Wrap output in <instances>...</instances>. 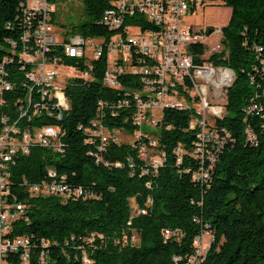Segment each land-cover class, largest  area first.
Here are the masks:
<instances>
[{"label": "trees", "instance_id": "obj_1", "mask_svg": "<svg viewBox=\"0 0 264 264\" xmlns=\"http://www.w3.org/2000/svg\"><path fill=\"white\" fill-rule=\"evenodd\" d=\"M81 1L82 20L65 32L84 37L106 35L107 27L97 21L109 6L108 0ZM208 1H220L230 8L227 24L220 28L222 49L208 59L233 71L225 90L224 113L214 119L213 127L224 136V144L212 165L210 180L200 184L192 178L198 167L197 159L190 155L197 140V129L188 128L193 109H163L152 135L156 147L164 152L156 169L140 155L141 143L150 142L147 134L133 144L108 142L101 150L98 137L89 142L84 127L92 121L131 133L138 128L132 124V91L141 88L140 79L123 76L121 89L103 85L105 64L100 58L91 81L74 79L66 84L70 107L61 120L42 112L29 122L27 117L18 122L37 126L57 123L64 130L62 151L31 145L27 154L14 155L6 168L7 200L25 204L9 235L31 238L29 264H40L41 253L44 264H185V256L193 252V238L204 224L212 240L200 264H264V77L255 49L264 50V0ZM21 2L0 0V65L13 85L5 94V104L0 105V116L11 120L19 117L17 105L26 96L21 64L17 59L8 60L12 49L9 40L16 44V50L21 48ZM50 18L54 23V12ZM135 21L137 18L131 16L125 23ZM205 47L199 42L190 47L198 63ZM64 62L76 64L73 58ZM78 65L82 67V61ZM186 84L191 85L189 80ZM123 99L129 100V106L116 107ZM253 102L262 109L247 112ZM251 132L253 141L249 140ZM178 146L185 151L179 163ZM97 155L103 161H97ZM53 171L54 179L63 178L87 196L61 199L32 195L23 183L51 180ZM148 197L151 203L146 205ZM135 205L146 208V213H135ZM164 228L176 229L179 235L164 237ZM132 236L137 242L131 241ZM41 239L47 241L46 246L40 244ZM173 256L181 259L174 261ZM5 261L19 264L18 254L10 253Z\"/></svg>", "mask_w": 264, "mask_h": 264}, {"label": "built area", "instance_id": "obj_2", "mask_svg": "<svg viewBox=\"0 0 264 264\" xmlns=\"http://www.w3.org/2000/svg\"><path fill=\"white\" fill-rule=\"evenodd\" d=\"M205 0H108L109 6L103 11L98 24L107 27L106 35L81 36L77 33L55 32L51 22L54 12L49 0H23L20 11L24 24L20 35V50L16 44H11L9 62L17 59L20 69L24 70L22 84L26 86L25 101L17 105L19 117L11 120L7 115L0 116V264H6L5 258L10 253L18 254L19 264H29L32 240L27 235H13V238H4V231H12L13 222L24 213L25 204L17 201H8V174L7 165L13 161L16 154H27L29 143H38V146L62 151L64 144L62 135L64 130L60 124L48 123L43 125L19 124L22 117L27 122L43 112L48 118L61 120L63 113L70 107L65 86L74 79L89 82L94 77L92 70L96 60L104 59L103 85L121 89L123 76H136L140 79L141 88L132 91L135 101V112L132 124L138 128L132 133L133 144L135 139L146 135L150 142L141 143L140 155L147 159L152 168L162 164L164 152L160 151L157 141L149 132L140 130L145 123L149 127H156L164 108L193 109L189 120L190 129H197V140L194 142L192 154L198 161L197 170L192 178L201 184V181L210 180L212 165L217 154L224 144L221 136L213 127L214 119L222 117L224 113L225 90L230 85L233 74L229 68L212 63L209 56L221 50V39L209 49L201 36L194 32L187 22V17L196 10ZM135 16L137 21L126 24L128 17ZM214 35H221L220 28H214ZM191 41H199L206 47L198 63L191 52ZM259 62V70L264 77V50L255 47ZM65 58L75 59L76 64L65 63ZM7 60L4 57L3 62ZM82 61V67L78 62ZM258 70V68H256ZM61 70L68 71L62 80ZM65 72V74H66ZM189 80L191 85L186 84ZM13 89L12 83L5 78L3 64L0 65V105L5 104V94ZM221 91V92H220ZM215 92H217L215 94ZM264 98V87L261 90ZM207 99H218L215 106L208 105ZM102 107L104 104L99 102ZM129 106V100L119 101L116 107ZM262 109V106L253 102L247 112L253 109ZM111 115H115L112 111ZM80 127V126H79ZM89 134V142L99 138L98 150L108 142H124L120 134L127 129H108L107 127L91 122L84 127ZM129 132V131H128ZM250 141L254 140L251 132ZM182 147L175 148L177 163L181 162ZM97 161H103L97 155ZM131 160H129L130 162ZM120 166L119 162H115ZM129 166H132L129 163ZM185 171H189L186 169ZM53 179L39 183H23L32 195H53L61 199L85 198L86 193L80 187H70L60 180ZM151 203L148 197L146 205ZM135 213H146V208L138 205L133 207ZM164 237H177L176 229L164 228ZM212 235L205 230V224L193 238V252L185 256V264H200ZM132 242H137L135 236ZM42 246L47 241L40 240ZM43 253L39 262L44 264ZM84 262L89 260L84 256ZM179 256H173L178 261Z\"/></svg>", "mask_w": 264, "mask_h": 264}, {"label": "rangeland", "instance_id": "obj_3", "mask_svg": "<svg viewBox=\"0 0 264 264\" xmlns=\"http://www.w3.org/2000/svg\"><path fill=\"white\" fill-rule=\"evenodd\" d=\"M52 5L54 8L53 25L55 32L58 33L61 31H68L74 24L82 20L83 8L81 0H55ZM229 15L230 8L225 6L222 2L205 0L200 6H197L196 10L191 13L186 19L187 22L191 25L193 31L201 36L202 40H204V42L207 46H209L210 49L213 48L214 45L218 43V41L222 38L221 35L218 36L212 33L214 28H221L225 26L227 24ZM208 30L210 31L209 33H207ZM65 72V70H61L60 80H62L64 76H67L68 71L66 72V74ZM216 93L217 92H215V94ZM207 102L210 107L215 106L218 102V99H207ZM140 130L147 131L151 135H153V133L155 132L154 127H149L145 123ZM121 133L122 134H120V138L124 142H130L132 140L133 137L131 132L123 131ZM207 243H209L208 239L205 240L204 245L206 246ZM209 245L207 249L209 248Z\"/></svg>", "mask_w": 264, "mask_h": 264}, {"label": "bare ground", "instance_id": "obj_4", "mask_svg": "<svg viewBox=\"0 0 264 264\" xmlns=\"http://www.w3.org/2000/svg\"><path fill=\"white\" fill-rule=\"evenodd\" d=\"M197 42H199V41H191V46H192V44H195ZM31 145H38V143H29V147H32ZM9 232L10 231H4V238H13V236L9 235Z\"/></svg>", "mask_w": 264, "mask_h": 264}, {"label": "water", "instance_id": "obj_5", "mask_svg": "<svg viewBox=\"0 0 264 264\" xmlns=\"http://www.w3.org/2000/svg\"><path fill=\"white\" fill-rule=\"evenodd\" d=\"M210 31L208 30V32L207 33H209ZM231 72H232V74H233V71L231 70V69H229Z\"/></svg>", "mask_w": 264, "mask_h": 264}]
</instances>
